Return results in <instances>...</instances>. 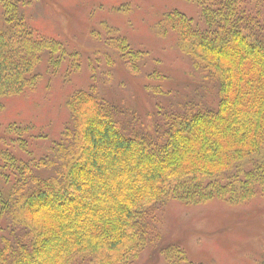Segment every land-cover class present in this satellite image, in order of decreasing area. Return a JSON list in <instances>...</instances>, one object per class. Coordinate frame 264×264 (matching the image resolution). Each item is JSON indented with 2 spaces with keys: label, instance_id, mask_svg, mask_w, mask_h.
<instances>
[{
  "label": "trees",
  "instance_id": "16d2710c",
  "mask_svg": "<svg viewBox=\"0 0 264 264\" xmlns=\"http://www.w3.org/2000/svg\"><path fill=\"white\" fill-rule=\"evenodd\" d=\"M187 1L200 7L204 27L172 10L154 28L160 37L175 33L177 50L199 78L193 87L204 93L214 85L215 105L164 90L153 81L167 79L160 71L142 74L147 97L155 99L145 122L95 84L73 92L66 101L70 124L46 154L0 151V264H131L154 229L151 215L170 201L264 199V0ZM0 2L1 98L33 90L40 53L63 48L33 32L18 0ZM107 46L108 64L113 54L128 73L141 75L142 50L122 37ZM8 130L26 152L27 127ZM160 252L168 264H203L177 244Z\"/></svg>",
  "mask_w": 264,
  "mask_h": 264
},
{
  "label": "rangeland",
  "instance_id": "374dc122",
  "mask_svg": "<svg viewBox=\"0 0 264 264\" xmlns=\"http://www.w3.org/2000/svg\"><path fill=\"white\" fill-rule=\"evenodd\" d=\"M20 12L33 32L57 40L63 53L42 51L31 72L38 76L33 90L0 98V151L10 150L21 158L39 157L48 147L60 141L62 131L70 124L66 101L73 92L91 84L123 112L138 111L134 118L152 110L155 99L144 90L147 71H160L167 79L157 81L164 90L191 97H201L215 105L214 85L202 93L193 87L199 78L190 70L188 59L176 48L175 33L157 35L156 22L167 11L177 10L193 24L204 27L200 7L187 0H18ZM3 6L0 2V28ZM122 37L144 52L141 75L128 73L123 62L112 54L108 64L110 40ZM116 60V61H115ZM179 89V90H176ZM178 97L173 98L172 100ZM167 105L163 100L162 106ZM124 114V113H123ZM131 115L124 121L130 124ZM27 127L22 135L28 150L13 144L17 132L8 126ZM153 221L147 244L131 264H168L160 249L177 244L189 260L203 264H260L264 243V199L257 195L243 205L221 200L192 205L178 201L164 204L151 215ZM74 264H90L77 262Z\"/></svg>",
  "mask_w": 264,
  "mask_h": 264
}]
</instances>
